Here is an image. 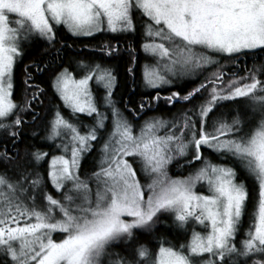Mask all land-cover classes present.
I'll list each match as a JSON object with an SVG mask.
<instances>
[{"label":"snow or ice","instance_id":"snow-or-ice-1","mask_svg":"<svg viewBox=\"0 0 264 264\" xmlns=\"http://www.w3.org/2000/svg\"><path fill=\"white\" fill-rule=\"evenodd\" d=\"M61 30L107 57L120 38H142L153 61L141 73L148 89L209 74L163 97L185 102L179 118H146L159 93L118 107L115 69L91 58L65 66L60 51L71 45ZM100 34L117 44L81 39ZM39 42L60 63L25 65L30 95L18 103L17 65ZM127 51L135 83V48ZM241 56L264 60V0H0V264H264V63L228 79L220 70ZM29 67L49 74L47 89ZM92 82L104 90L99 98ZM48 89L63 104L51 101L42 131L31 133L40 143L26 144L25 117L41 119ZM229 102L237 105L230 119L221 112ZM94 151L96 167L84 175ZM182 158L199 167L173 178ZM161 222L176 229L175 243L137 239Z\"/></svg>","mask_w":264,"mask_h":264},{"label":"trees","instance_id":"trees-1","mask_svg":"<svg viewBox=\"0 0 264 264\" xmlns=\"http://www.w3.org/2000/svg\"><path fill=\"white\" fill-rule=\"evenodd\" d=\"M58 39L64 45H71V47H64L60 51V56L65 60V66H67V62H73V67H75V60L84 59L87 60L89 58L95 59L98 63H102L106 66H110L115 69L117 75V88L114 93V99L118 102L117 106L123 108L125 104L129 107L137 106L142 99H148L150 96H154L157 92L161 96L159 102H155L151 109H146L147 117L151 118L153 116L156 117H164L166 119L176 117L179 118L183 111H186L185 102L177 101L174 104H169L163 97L171 95L172 92H179L181 95L186 94L187 91H190L194 87L198 86L200 82L204 80V75H208L209 73H205L204 75L198 77L197 79L187 82L185 84L173 86V87H163L160 89H148L143 87L140 83L141 73L143 70V66L149 62H152L150 58L146 57V54L143 52L142 47H140L142 38L137 37L136 39H130L127 42L125 39H119V53L114 57H107L103 53L99 51L90 52L88 50H83L84 45L77 38L72 37L66 30H61L58 32ZM84 42L91 41L89 44L90 48H99V46L104 42H111L112 44H117V39L110 38V34L106 37L105 34H100V37L96 39L92 38H81ZM128 44H131L132 47L135 48V56H136V67L134 71L136 72V82H133V79L128 75L126 69L131 66L130 64V56L127 51ZM57 47H60L58 45ZM44 61L50 65L60 63L59 60H53L51 50L46 48L44 42L36 43L30 46L27 49L26 58L23 60L21 64L17 65L15 71V89H14V98L19 103L21 100L26 98V96L30 95V92H25L24 79H25V71L24 66H31L33 63H40ZM223 67L220 69L225 74V79L229 77H238L241 75H247L253 69V66H259L264 63V60L257 58L256 56L244 57L241 56L238 61H221ZM29 71H32L33 81L36 84H39L40 87L48 88L49 83V74L44 72H36L31 67H29ZM92 91L95 97L99 98L103 94L102 86H99L92 82ZM135 88V91L132 89ZM45 103L43 106L38 107L37 111L41 119L33 124L31 123L30 117L26 116L25 118L29 120V123L24 127V136L23 140L26 144H36L40 143L36 141L31 133L33 130L37 132H41L43 129L44 120L43 118L48 115V109L50 107V103L53 99L56 100V103L62 105L63 102L59 100L58 97H54L52 91L48 89V94L46 97H42ZM196 104H199V100H195ZM188 108L193 107L192 103L187 105ZM237 105L235 103L229 102L228 107H224L221 109V112L224 113L226 118H231L232 112L235 110ZM104 111V109H101ZM64 114L67 116L69 114V110L62 109ZM126 115V113H124ZM141 115H144L143 113ZM79 119L82 120L85 124L91 123V118H86L84 114H79ZM75 122V121H74ZM110 123V120H109ZM83 131V129H81ZM3 134V133H2ZM3 137V135L1 136ZM59 143V141H57ZM11 147V145H9ZM45 151H49L50 154H60L54 148H45ZM97 152L94 151L92 154L86 155L84 160L82 161L81 172L84 175H89L91 171L96 167L97 164ZM205 156H210V158L215 161V156H211L209 152H205ZM174 166V165H173ZM199 163L195 164V167H198ZM170 175L173 178L181 177V174H184V171L180 170L178 167H172L170 170ZM51 191V188L49 189ZM157 237L164 238L166 237L169 240H172L174 243L176 242V229L170 226L160 225L156 228L154 233L146 234L143 233L137 237L138 240L148 243L149 247H153L158 243ZM242 239V237H238V240ZM183 242V240H181ZM239 246V245H238ZM116 252L124 254L122 248L117 247L115 249ZM3 257H0V260H3Z\"/></svg>","mask_w":264,"mask_h":264},{"label":"rangeland","instance_id":"rangeland-1","mask_svg":"<svg viewBox=\"0 0 264 264\" xmlns=\"http://www.w3.org/2000/svg\"><path fill=\"white\" fill-rule=\"evenodd\" d=\"M152 63H153V61H152V62H149V65H151ZM195 79H197V78H185V79H183V80L176 81V82H175L173 85H171V86H165V87L169 88V87L178 86V85H181V86H182L183 84H185V83H187V82H190V81H193V80H195ZM2 133H3V131L0 130V137L3 135ZM198 163H199V162H198ZM173 165H174V166H173ZM173 165L170 167V169H171L172 167H178L180 170L184 171V174H181V175H180L181 177H184V176L189 175L190 173H192L193 171H195V169L197 168V167H195V165H193V166H191V167L186 166V158L179 159L178 161L174 162ZM198 167H199V166H198ZM198 190H199V187H198ZM161 224L164 225L165 223H164V222H161L160 224H158V225L156 226V228H157L158 226H160ZM156 228L154 229V231L156 230ZM153 233H154V232H153ZM146 234H148V233H146Z\"/></svg>","mask_w":264,"mask_h":264}]
</instances>
